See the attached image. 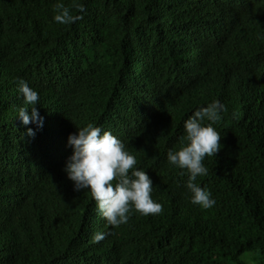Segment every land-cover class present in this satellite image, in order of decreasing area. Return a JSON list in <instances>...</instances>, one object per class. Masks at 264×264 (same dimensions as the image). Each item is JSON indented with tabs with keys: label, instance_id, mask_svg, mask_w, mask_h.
<instances>
[{
	"label": "trees",
	"instance_id": "16d2710c",
	"mask_svg": "<svg viewBox=\"0 0 264 264\" xmlns=\"http://www.w3.org/2000/svg\"><path fill=\"white\" fill-rule=\"evenodd\" d=\"M0 0V264H264V0ZM39 92L34 137L17 117ZM219 99L221 150L190 202L167 152L184 120ZM111 130L153 181L163 212L113 227L63 166L70 133ZM105 239L93 241L96 232Z\"/></svg>",
	"mask_w": 264,
	"mask_h": 264
},
{
	"label": "clouds",
	"instance_id": "9594fccd",
	"mask_svg": "<svg viewBox=\"0 0 264 264\" xmlns=\"http://www.w3.org/2000/svg\"><path fill=\"white\" fill-rule=\"evenodd\" d=\"M74 6L81 14L74 15L69 6L58 0L54 19L61 24L82 19L86 11L84 4ZM18 90L25 106L19 108L17 117L23 125L36 126L26 128V134L34 137L44 125V117L36 107L40 100L39 92L23 78H18ZM227 111V106L219 99L195 109L184 120L185 143L179 149L167 152L168 163L183 170L181 175L188 176L185 187L191 194L190 202L203 209L214 207L217 201L206 186L197 183V177L209 173L205 158L214 159L223 147V136L215 125ZM67 145L72 152L65 161L63 171L73 181L76 191H90L99 215L108 225L119 227L126 224L134 212L143 216L163 212L162 203L153 199L155 187L151 177L144 168L137 166L136 156L111 130L88 123L68 135ZM106 235V232H96L93 241L99 243Z\"/></svg>",
	"mask_w": 264,
	"mask_h": 264
}]
</instances>
